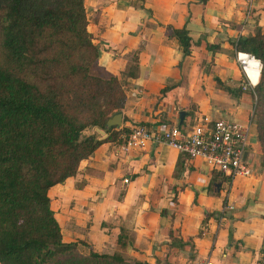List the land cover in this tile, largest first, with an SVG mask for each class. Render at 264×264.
<instances>
[{"label":"crops","instance_id":"0c3cea01","mask_svg":"<svg viewBox=\"0 0 264 264\" xmlns=\"http://www.w3.org/2000/svg\"><path fill=\"white\" fill-rule=\"evenodd\" d=\"M84 8L100 51L97 74L125 89L117 132L186 129L201 117L234 122L248 129L253 174L228 183L202 159L165 144L127 150L123 142L104 143L76 176L49 190L63 241L84 243L85 254L148 264H264V166L251 123L253 90H242L233 46L264 33V0H253L249 15L240 0H84ZM182 29L191 43L186 56L171 36ZM255 68L248 75L257 85ZM121 230L125 249L117 243Z\"/></svg>","mask_w":264,"mask_h":264},{"label":"trees","instance_id":"16d2710c","mask_svg":"<svg viewBox=\"0 0 264 264\" xmlns=\"http://www.w3.org/2000/svg\"><path fill=\"white\" fill-rule=\"evenodd\" d=\"M87 25L84 0H0V264H148L82 253L84 243L63 241L51 209V188L129 134L97 138L126 95L117 78L97 74L100 51ZM171 36L188 55L187 31ZM233 45L262 65L252 117L264 165V33ZM117 243L128 246L127 232Z\"/></svg>","mask_w":264,"mask_h":264},{"label":"built area","instance_id":"2783aa9c","mask_svg":"<svg viewBox=\"0 0 264 264\" xmlns=\"http://www.w3.org/2000/svg\"><path fill=\"white\" fill-rule=\"evenodd\" d=\"M240 2L249 15L253 0H240ZM235 61L245 80L242 90H254L257 85L251 83L248 73L252 70L251 64H255L260 79L262 68L260 61L250 53L236 50ZM247 133V128L234 122L201 117L195 119L186 129L171 126L152 131L144 126L133 127L124 138V147L127 150H143L148 144H165L188 160L202 159L213 173L226 178L230 183L235 178H250L253 174L246 156ZM225 209L232 210L229 206H225ZM193 264L213 263L210 259H206L195 261Z\"/></svg>","mask_w":264,"mask_h":264},{"label":"water","instance_id":"95a60500","mask_svg":"<svg viewBox=\"0 0 264 264\" xmlns=\"http://www.w3.org/2000/svg\"><path fill=\"white\" fill-rule=\"evenodd\" d=\"M185 113H180V125L183 123ZM122 115L120 112L112 115L109 120L106 122L105 130L103 132H99L104 135L107 131H111L113 129H117L121 126Z\"/></svg>","mask_w":264,"mask_h":264},{"label":"rangeland","instance_id":"374dc122","mask_svg":"<svg viewBox=\"0 0 264 264\" xmlns=\"http://www.w3.org/2000/svg\"><path fill=\"white\" fill-rule=\"evenodd\" d=\"M260 80V79H259ZM259 83V82H258ZM256 88V87H255ZM255 88H254V90H255ZM254 90H253V99H254V105H253V110H254V106H255V102H256V97H255V95H254ZM252 123H253V117H252ZM254 125V124H253ZM256 131V130H255ZM256 136H257V134H256ZM261 159V158H260ZM261 163H262V159H261ZM263 164V163H262ZM264 166V165H263Z\"/></svg>","mask_w":264,"mask_h":264},{"label":"bare ground","instance_id":"6f19581e","mask_svg":"<svg viewBox=\"0 0 264 264\" xmlns=\"http://www.w3.org/2000/svg\"><path fill=\"white\" fill-rule=\"evenodd\" d=\"M250 78H251V76H250ZM252 81V80H251Z\"/></svg>","mask_w":264,"mask_h":264}]
</instances>
